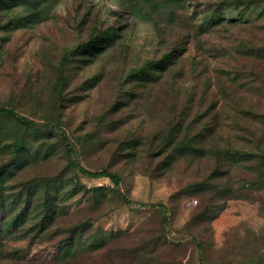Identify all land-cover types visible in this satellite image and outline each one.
Masks as SVG:
<instances>
[{
  "label": "rangeland",
  "instance_id": "374dc122",
  "mask_svg": "<svg viewBox=\"0 0 264 264\" xmlns=\"http://www.w3.org/2000/svg\"><path fill=\"white\" fill-rule=\"evenodd\" d=\"M9 3L0 165L13 141L29 157L0 192V264H264V0H55L24 27Z\"/></svg>",
  "mask_w": 264,
  "mask_h": 264
},
{
  "label": "trees",
  "instance_id": "16d2710c",
  "mask_svg": "<svg viewBox=\"0 0 264 264\" xmlns=\"http://www.w3.org/2000/svg\"><path fill=\"white\" fill-rule=\"evenodd\" d=\"M53 1L55 0H10V3L8 4L7 8H13V7L17 8L20 6H26V8L33 10V12L26 14L25 16L21 17L16 22L17 27H24L27 25V23L38 22V21L43 20L46 17V15L49 13L51 9L50 6ZM241 14L243 15L244 13H241ZM229 15L222 17V19L226 18L225 21L235 20ZM219 16L221 15L215 14L214 18L212 19V22L214 23L217 22L216 18L219 19L220 18ZM116 34L117 33L115 29L107 30L103 34L97 35L94 38L90 39L89 41L83 44H80L77 49L80 53L86 52V51L92 52L93 48L101 47L98 45L100 42L112 41L114 37L116 36ZM179 55L180 53H178V51L176 53V50H174L168 53L164 58L156 62L147 63L142 69L135 72L133 74V77L139 78L141 76V77H145L144 80L154 81L160 77V74L159 75L156 74V71L160 70V72H163L166 69H168L172 64L175 63ZM0 114H2L1 111H0ZM1 139L2 137H1V132H0V143L2 142ZM170 141L172 140L170 139ZM13 147L17 153L16 157L14 159L12 158L9 162H5L0 165V192L3 191V189L8 185L7 181L10 178L9 176H12V174L16 170V166H21L23 161L29 157L26 142L18 143L17 141H13ZM193 149L196 151L198 156L199 155L201 156L207 153V150L203 149L202 147L201 148L193 147ZM24 188H26L27 190L30 189L29 186H25ZM49 196L50 194L46 198H44V201H43V198L41 199V202L43 201L41 204H42V210L44 212L45 211L48 212V210L50 209V207L48 206V202L50 201ZM12 209L13 207L11 208V210ZM52 212H53V209H52ZM20 214L21 213L15 214L7 220L6 223H7V228L9 230L11 229V227H13V229L17 228L21 223L25 221V215L23 213L21 215ZM3 227H4V224L3 225L0 224V233L4 231ZM69 251L70 249L66 252L69 253Z\"/></svg>",
  "mask_w": 264,
  "mask_h": 264
}]
</instances>
